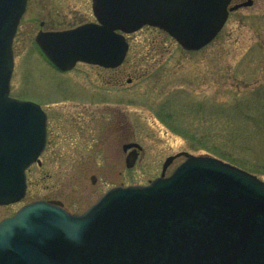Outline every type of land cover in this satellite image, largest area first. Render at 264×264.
<instances>
[{"label":"rangeland","instance_id":"374dc122","mask_svg":"<svg viewBox=\"0 0 264 264\" xmlns=\"http://www.w3.org/2000/svg\"><path fill=\"white\" fill-rule=\"evenodd\" d=\"M92 20L90 0H27L12 43L10 90L44 105L50 140L26 170L25 196L0 205V220L36 199L81 212L110 186L158 176L174 155L169 174L181 152L222 153L264 180V0L231 11L197 50L144 25L126 35L128 51L116 70L77 63L62 72L34 41L39 29ZM113 76L123 85H107ZM127 141L141 145L132 166L126 165L132 148H122Z\"/></svg>","mask_w":264,"mask_h":264},{"label":"water","instance_id":"95a60500","mask_svg":"<svg viewBox=\"0 0 264 264\" xmlns=\"http://www.w3.org/2000/svg\"><path fill=\"white\" fill-rule=\"evenodd\" d=\"M92 0L97 22L38 31L35 41L59 69L77 61L114 67L143 25L183 48L210 42L229 11L253 0ZM26 0H0V205L21 199L25 169L44 144L39 104L9 95L12 40ZM137 143L124 145V149ZM136 149L126 158L132 166ZM145 185L109 188L80 214L57 200H35L0 221V264H264V181L209 155L181 152ZM94 180V177H93Z\"/></svg>","mask_w":264,"mask_h":264},{"label":"flooded vegetation","instance_id":"af4514ba","mask_svg":"<svg viewBox=\"0 0 264 264\" xmlns=\"http://www.w3.org/2000/svg\"><path fill=\"white\" fill-rule=\"evenodd\" d=\"M93 21V20H92ZM118 67V66H117ZM117 67H114V68H108V69H111V70H116V68ZM113 75H115V73H113ZM131 80L130 79H127L126 80V82L127 83H129ZM106 84L107 85H109V86H115V87H117V86H122L123 85V82H120L119 80H118V78L117 77H114L113 76V78L112 79H110L109 78V80H106ZM43 109H44V111H45V113H46V131H45V139H44V147H43V150H42V152H41V154L47 149V147H48V145H49V140H50V127H49V115H48V111H46L45 110V108H44V105L43 106H41ZM129 142H132V141H127V142H125V143H129ZM125 143H123L122 144V147H123V145L125 144ZM124 150V149H123ZM125 151V150H124ZM40 154V155H41ZM34 163H36V162H34ZM33 163V164H34Z\"/></svg>","mask_w":264,"mask_h":264},{"label":"trees","instance_id":"16d2710c","mask_svg":"<svg viewBox=\"0 0 264 264\" xmlns=\"http://www.w3.org/2000/svg\"><path fill=\"white\" fill-rule=\"evenodd\" d=\"M208 153H209L210 155L220 157V158H222V159H224V160H227V161H230L231 163L236 164V163H235L234 161H232L231 159L226 158L224 155H222V153H217L216 151H209V150H208ZM236 165H239V164H236ZM252 172H255V173H256L257 171L255 170V171H252Z\"/></svg>","mask_w":264,"mask_h":264}]
</instances>
